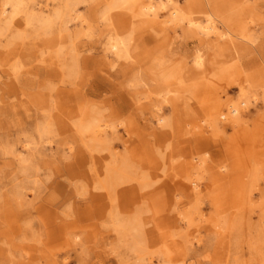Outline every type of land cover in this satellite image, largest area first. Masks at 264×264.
Wrapping results in <instances>:
<instances>
[{"label":"rangeland","instance_id":"obj_1","mask_svg":"<svg viewBox=\"0 0 264 264\" xmlns=\"http://www.w3.org/2000/svg\"><path fill=\"white\" fill-rule=\"evenodd\" d=\"M176 2L201 24L212 16L218 32L164 23L166 11L158 23L105 18L99 2L77 6L85 22L69 35L30 34L23 12L0 31V264H264V103L244 113L246 132L208 125L237 80L264 89V0ZM117 35L129 57L115 61L106 47ZM84 114L110 124L102 150L76 129ZM121 155L148 181H128L135 196L114 200L92 166ZM192 173L198 194L174 189Z\"/></svg>","mask_w":264,"mask_h":264},{"label":"bare ground","instance_id":"obj_2","mask_svg":"<svg viewBox=\"0 0 264 264\" xmlns=\"http://www.w3.org/2000/svg\"><path fill=\"white\" fill-rule=\"evenodd\" d=\"M82 2H99L103 4V10L101 11V15H103V17L106 18V15L109 14V12L114 11L117 15H126L129 24L135 22L138 18L141 19V22L144 21L142 20V18H144L151 20V22L158 23L161 13L166 11V14L163 15V18H165L163 20L164 23H185L189 26H194L198 32L204 36L218 32L212 16H209L206 24H201L195 19L185 17L186 14L184 10H182L180 6H177L176 0H56L51 9L42 8L37 0H3L2 7L0 9V19H3L2 23H4L5 27L0 25V31L5 32L7 30L6 27L11 24L13 17L18 15L20 12H23L25 15V24L30 34H49L54 30L56 32L64 31L67 35H69V30H71L68 27L69 23L85 22V18L79 14L77 8V6ZM118 23L122 24V21H119ZM125 23L126 22L123 20V24ZM224 34H230V29L226 28L224 33H220L221 36ZM238 38L245 39L246 37L242 35V37ZM127 40V37H120V35H117V37L115 36L108 43L106 49L114 56L115 61L120 58L129 57ZM55 53L58 54L57 56L60 54L58 50H56ZM157 62L162 63L163 56H159L157 58ZM77 64V54L71 53L68 61L65 63L67 71L73 72ZM192 64L195 68H197L196 70L201 69L205 65L203 56L199 53L195 54L192 59ZM170 80L173 82L174 80H182L181 75L177 78L176 73L172 70ZM236 86L238 88L237 97L230 98L219 95V99L215 101L212 107L213 111L208 116V125L215 131H223L224 125L229 124L232 127L234 126L233 128H238L242 132H246L248 129H246L247 125L244 123V113L254 102L256 103L258 100H262L264 103V89L261 95L258 96V89H253L252 86L245 80H237ZM156 118L157 122L161 125H164L166 122V118L163 115H156ZM75 125L76 129L81 132V135H85V138L87 139L85 141L89 142L88 144H85V146L90 152L94 150H102V147L105 145L103 136L107 134L106 132L110 124H107L105 121L96 117H89L84 114L82 120ZM94 156L95 155L93 154H89L90 160L94 159ZM97 161V163L93 161L95 166H92L93 172H95L92 176L97 180L96 182L94 181V184L98 185V182L103 181L101 182V185L99 184V186L101 188L111 189L114 200L118 196H126L129 193L135 196L134 192L136 191L137 185L131 183L132 185L123 186V184L129 183L128 181L137 180L139 185L143 184L140 180L148 181V179H146V175L148 176L147 173L146 175L144 173L140 175L139 172H131L133 164L128 161V158L125 157V155H121L120 160H110L107 163L104 162V157H98ZM195 170V173H198V175L201 174L203 171L201 162L195 164ZM154 175L155 174H151L148 178ZM101 176L102 178L99 179ZM184 178L186 181H175L173 183L174 189L178 192H182V189H185V196L198 194L200 192V180L197 175L192 173ZM119 185L120 187L116 188ZM262 189H264V187H262ZM106 194L109 200L108 196L111 193ZM102 196L104 197V194ZM111 198L112 197H110V200ZM135 221L136 220L131 219L129 220V223L126 224L132 229H135ZM137 225H139V223ZM139 242L140 241H136L135 244H139Z\"/></svg>","mask_w":264,"mask_h":264}]
</instances>
